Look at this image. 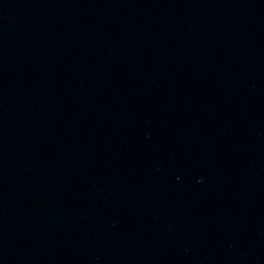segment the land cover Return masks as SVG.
<instances>
[{
	"label": "water",
	"instance_id": "1",
	"mask_svg": "<svg viewBox=\"0 0 264 264\" xmlns=\"http://www.w3.org/2000/svg\"><path fill=\"white\" fill-rule=\"evenodd\" d=\"M0 264H264V0H0Z\"/></svg>",
	"mask_w": 264,
	"mask_h": 264
}]
</instances>
